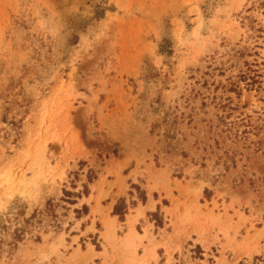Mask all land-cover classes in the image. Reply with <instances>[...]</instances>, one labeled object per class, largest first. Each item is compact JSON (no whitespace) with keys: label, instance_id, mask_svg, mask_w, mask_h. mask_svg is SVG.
Returning a JSON list of instances; mask_svg holds the SVG:
<instances>
[{"label":"rangeland","instance_id":"1","mask_svg":"<svg viewBox=\"0 0 264 264\" xmlns=\"http://www.w3.org/2000/svg\"><path fill=\"white\" fill-rule=\"evenodd\" d=\"M10 208L0 264H264V0H0Z\"/></svg>","mask_w":264,"mask_h":264},{"label":"trees","instance_id":"2","mask_svg":"<svg viewBox=\"0 0 264 264\" xmlns=\"http://www.w3.org/2000/svg\"><path fill=\"white\" fill-rule=\"evenodd\" d=\"M64 196L69 198L70 196L80 197L79 195H73L67 191L64 192ZM119 206L114 208L115 215L118 213ZM35 214L30 217H18V214L13 208H10L6 214L0 215V254L4 252V245L9 247V251H14L18 243L22 242L28 235L29 230L33 227ZM35 241H40L39 236H34ZM8 239V240H7Z\"/></svg>","mask_w":264,"mask_h":264}]
</instances>
